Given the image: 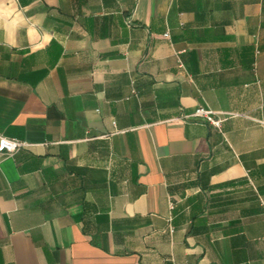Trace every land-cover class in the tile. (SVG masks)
<instances>
[{
	"label": "crops",
	"instance_id": "crops-1",
	"mask_svg": "<svg viewBox=\"0 0 264 264\" xmlns=\"http://www.w3.org/2000/svg\"><path fill=\"white\" fill-rule=\"evenodd\" d=\"M3 4L0 264H264V0Z\"/></svg>",
	"mask_w": 264,
	"mask_h": 264
},
{
	"label": "built area",
	"instance_id": "built-area-1",
	"mask_svg": "<svg viewBox=\"0 0 264 264\" xmlns=\"http://www.w3.org/2000/svg\"><path fill=\"white\" fill-rule=\"evenodd\" d=\"M165 36L169 37V32H167ZM181 65L184 66L183 63H181ZM215 113L216 112L211 109L200 106L196 109V112L192 113L191 115H188V117L190 116L204 117L212 124H214L216 127H221L222 119L217 118V116L215 117ZM25 145H27L26 141L17 138L7 137L0 134V153L2 154L12 155L18 149H20Z\"/></svg>",
	"mask_w": 264,
	"mask_h": 264
},
{
	"label": "clouds",
	"instance_id": "clouds-1",
	"mask_svg": "<svg viewBox=\"0 0 264 264\" xmlns=\"http://www.w3.org/2000/svg\"><path fill=\"white\" fill-rule=\"evenodd\" d=\"M13 2H14V0H13ZM3 6H4V4H3V0H0V9H2Z\"/></svg>",
	"mask_w": 264,
	"mask_h": 264
}]
</instances>
